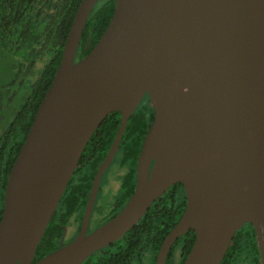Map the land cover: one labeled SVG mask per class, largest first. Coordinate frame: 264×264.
Listing matches in <instances>:
<instances>
[{
	"label": "water",
	"instance_id": "95a60500",
	"mask_svg": "<svg viewBox=\"0 0 264 264\" xmlns=\"http://www.w3.org/2000/svg\"><path fill=\"white\" fill-rule=\"evenodd\" d=\"M100 0H82L62 59L11 168L0 220V264H82L135 226L170 186L187 206L164 239L166 264L187 231L184 264H221L251 222L264 264V0H116L111 21L76 60ZM148 93L155 107L138 158L135 190L88 232L104 171ZM114 111V142L96 173L74 240L35 261L38 246L88 141Z\"/></svg>",
	"mask_w": 264,
	"mask_h": 264
},
{
	"label": "trees",
	"instance_id": "16d2710c",
	"mask_svg": "<svg viewBox=\"0 0 264 264\" xmlns=\"http://www.w3.org/2000/svg\"><path fill=\"white\" fill-rule=\"evenodd\" d=\"M82 0H0V220L11 168L26 139L39 105L51 85L64 45ZM116 0H100L90 14L76 60L88 54L108 27ZM153 114L142 110L130 117L120 151L132 161L124 179L115 216L136 187V165ZM122 114L111 112L88 141L74 175L38 246L33 263L56 249L72 217L83 219L98 166L118 132ZM187 206L182 182H177L150 206L120 239L97 250L82 264H156L167 234ZM112 216V217H113ZM196 240L190 229L172 246L166 264H184ZM221 264H262L258 236L247 222L235 234Z\"/></svg>",
	"mask_w": 264,
	"mask_h": 264
},
{
	"label": "rangeland",
	"instance_id": "374dc122",
	"mask_svg": "<svg viewBox=\"0 0 264 264\" xmlns=\"http://www.w3.org/2000/svg\"><path fill=\"white\" fill-rule=\"evenodd\" d=\"M119 170L117 162L113 163L108 171H106L97 196V202L95 204L93 217L90 223V231L96 229L101 224V220L98 218L101 211L106 209L108 204L115 201L116 197L121 191V178L117 176ZM81 225V219L77 217H72L70 221L66 224L63 241L65 244L71 242L78 235V229ZM75 237V238H74ZM74 238V239H73Z\"/></svg>",
	"mask_w": 264,
	"mask_h": 264
},
{
	"label": "flooded vegetation",
	"instance_id": "af4514ba",
	"mask_svg": "<svg viewBox=\"0 0 264 264\" xmlns=\"http://www.w3.org/2000/svg\"><path fill=\"white\" fill-rule=\"evenodd\" d=\"M142 110L143 112H147L148 114H155V107L154 105L152 104L151 102V99H150V96L148 93L145 94V96L143 97L142 101L140 102L139 106L137 107L136 111H140ZM134 112V113H135ZM122 114V113H121ZM154 119V118H153ZM125 134V133H124ZM124 136V135H123ZM115 139V138H114ZM123 140V138H122ZM122 140H121V143H122ZM114 142V141H113ZM121 143H120V146H119V149L116 153V155L114 156V158L112 159V161L110 162L109 166L107 167V169L104 171L103 173V176L101 178V181L106 173V171L109 170V168L111 167V165L115 162H117L118 164V167H119V170L117 172V176H119L121 178V191H120V194L116 197L115 201H113L112 203L108 204V206L106 207V209L102 210L100 215H99V219L101 220V224H103L104 222H106L108 219H110L112 216H113V213L115 211V209H117L119 207V197L121 195V192H122V187H123V183H124V179L126 178V175L132 171V161H127L126 160V154L124 152H121L120 151V147H121ZM113 144V143H112ZM112 146V145H111ZM110 150V149H109ZM109 152V151H108ZM108 154V153H107ZM107 156V155H106ZM105 156V157H106ZM139 158V157H138ZM104 160V159H103ZM102 160V161H103ZM102 163V162H101ZM101 163L99 164V166L101 165ZM137 165H138V162H137ZM137 165H136V176H137ZM98 166V168H99ZM98 171V170H97ZM96 176V175H95ZM95 179V177H94ZM94 182V180H93ZM93 182H92V187H93ZM100 186H101V182H100V185H99V190H100ZM99 190H98V193H97V196L99 194ZM91 191H92V188H91ZM91 193V192H90ZM90 197V196H89ZM89 200V199H88ZM97 202V197H96V200H95V204ZM88 203V202H87ZM95 204H94V207H93V210H92V214H91V219H90V223H91V220H92V217H93V212H94V208H95ZM87 206V205H86ZM86 209V208H85ZM76 217V216H75ZM74 217V218H75ZM83 220V219H82ZM70 221V220H69ZM82 224V222H81ZM90 226V224H89ZM66 227V225H65ZM80 229H81V225L78 229V234L80 232ZM65 230V229H64ZM94 230V229H93ZM91 230V231H93ZM90 231V228H88V232H91ZM64 233V231H63ZM64 235V234H63ZM75 238V237H74ZM73 238V239H74ZM62 239H60L61 241ZM59 241V242H60Z\"/></svg>",
	"mask_w": 264,
	"mask_h": 264
}]
</instances>
